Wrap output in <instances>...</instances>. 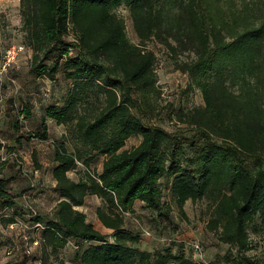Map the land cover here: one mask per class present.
<instances>
[{
	"label": "trees",
	"instance_id": "16d2710c",
	"mask_svg": "<svg viewBox=\"0 0 264 264\" xmlns=\"http://www.w3.org/2000/svg\"><path fill=\"white\" fill-rule=\"evenodd\" d=\"M123 5L140 45L116 12ZM21 6L31 73L55 80L62 72L70 82L64 104L49 107L43 130L33 135L48 140L52 119L68 127L74 145L73 152L65 143L56 150L61 200L52 214L34 219L44 228L40 264H66L62 253L71 240L80 264H196L172 248L142 250L119 211L135 213L141 202L169 219L164 177L184 218L187 202L209 203L208 227L230 246L213 264H264L248 254L250 228L256 220L264 227V0H21ZM150 41L188 77V91L202 94L203 105L178 114L186 132L152 122L159 77ZM20 113L33 116L32 106ZM134 136L140 144L125 148ZM102 157V172H92ZM81 164L88 173L75 180L69 174ZM90 196L103 200L98 219L112 234L79 209ZM16 205L0 177V207Z\"/></svg>",
	"mask_w": 264,
	"mask_h": 264
},
{
	"label": "rangeland",
	"instance_id": "374dc122",
	"mask_svg": "<svg viewBox=\"0 0 264 264\" xmlns=\"http://www.w3.org/2000/svg\"><path fill=\"white\" fill-rule=\"evenodd\" d=\"M116 12L126 21L130 40L140 45L129 8L123 5ZM147 45L158 56L159 87L153 97L155 113L151 115L152 122L172 132H186L189 127L178 121V114L181 110L203 105L202 94L198 90L188 91V77L177 69L174 60L160 43L150 41ZM13 46L24 49L5 70V58ZM182 58L186 59V56ZM32 59L33 51L26 44L23 29L21 0H0V177L6 180L8 188L17 196L14 208H0L3 211L0 222V263L19 260L24 264H40L42 251L35 242L41 241L44 228L36 227L34 219L37 214H52L60 200L53 177L58 146L65 143L71 152L74 151L68 127L52 119H47L48 140L33 137L43 130L48 108L64 104L70 82L62 72L55 80L37 77L31 73ZM25 104L32 106L33 116L26 117L20 113ZM17 125L19 128H16ZM141 140V137L134 136L128 140L125 148L137 146ZM12 152L22 156L25 169L18 166ZM3 156L7 157L6 161H3ZM103 163L104 158H98L92 164V172H102ZM86 173L88 168L81 164L78 170L69 175L80 180L86 177ZM162 187L164 202L172 207L169 219L159 217L141 202L135 205V213L119 210L125 216V227L140 235L138 246L149 252H164L172 248L176 254H184L196 264H213L218 255L224 256L230 246L208 227L212 214L209 203L187 202L185 210L188 218H184L173 198L168 177L162 179ZM102 206L104 202L101 198L90 196L79 209L87 213L88 219L99 230L112 234L98 219L97 210ZM12 218L15 219L14 228L10 227L9 220ZM250 238L252 249L248 254L264 260V227L259 220L250 228ZM196 246H199L198 250ZM77 251L76 241L71 240L62 253L66 264H80L75 261ZM220 264L230 263L224 260Z\"/></svg>",
	"mask_w": 264,
	"mask_h": 264
},
{
	"label": "built area",
	"instance_id": "2783aa9c",
	"mask_svg": "<svg viewBox=\"0 0 264 264\" xmlns=\"http://www.w3.org/2000/svg\"><path fill=\"white\" fill-rule=\"evenodd\" d=\"M23 47H17V46H13L6 55L5 58V64H4V69L6 70L9 66H11L16 59L18 58L19 54L21 53V51L23 50ZM5 149V146H3V150ZM12 157L16 160V163L18 164V166L20 168L25 169V163H24V159L22 158V156L18 153V152H12ZM3 161L7 160V157L3 156ZM1 214H3V211L0 210V222H1ZM35 214H37V212L35 211ZM15 223L11 224L10 227L14 228L15 227ZM36 227H42V225L38 224L36 225ZM148 234H150V232H147ZM36 244H39V242H35ZM196 249H199V246H196ZM11 253V252H10Z\"/></svg>",
	"mask_w": 264,
	"mask_h": 264
},
{
	"label": "crops",
	"instance_id": "0c3cea01",
	"mask_svg": "<svg viewBox=\"0 0 264 264\" xmlns=\"http://www.w3.org/2000/svg\"><path fill=\"white\" fill-rule=\"evenodd\" d=\"M55 186H56V181H55ZM60 200H61V198H60ZM59 200V201H60ZM138 203H140V202H137L136 204H138ZM143 204V203H142ZM144 205V204H143ZM1 208V207H0ZM7 210H10L9 208H6Z\"/></svg>",
	"mask_w": 264,
	"mask_h": 264
}]
</instances>
